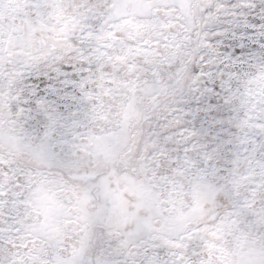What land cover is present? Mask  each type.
<instances>
[{
  "label": "snow or ice",
  "instance_id": "obj_1",
  "mask_svg": "<svg viewBox=\"0 0 264 264\" xmlns=\"http://www.w3.org/2000/svg\"><path fill=\"white\" fill-rule=\"evenodd\" d=\"M0 264H264V0H0Z\"/></svg>",
  "mask_w": 264,
  "mask_h": 264
}]
</instances>
